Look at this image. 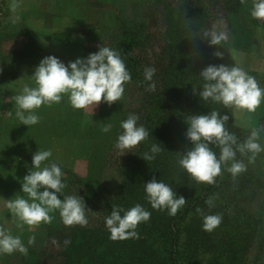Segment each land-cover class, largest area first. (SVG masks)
<instances>
[{"label":"trees","instance_id":"1","mask_svg":"<svg viewBox=\"0 0 264 264\" xmlns=\"http://www.w3.org/2000/svg\"><path fill=\"white\" fill-rule=\"evenodd\" d=\"M242 8L241 0H155L154 12L150 13L160 22V43L144 63L138 56L150 47L147 35L153 22L148 21L138 30L126 28L122 40L126 38V67L131 74L126 85L138 89L139 105L134 114L139 117L138 126L143 125L149 136L126 156L118 170L119 186L111 197L101 196L97 188L81 180L84 200L94 202L90 207L94 213L87 215L86 226L63 223L51 232L49 236L59 246L58 264H247L255 248L264 254V228L256 220L248 221L252 220L250 217H239L238 209L225 205L224 196L215 195L216 191L223 192L216 185L219 176L213 185L197 183L179 168L176 154L192 147L186 138L188 116L207 115L212 110L229 117L227 128L239 142L246 139L247 133L232 123L231 109L203 101L198 95L203 84L199 73L208 65L223 64L212 54L207 40H203V33L211 30L216 20V12L221 13L230 33L232 49L246 51L251 43L247 20L253 19ZM192 32L196 39H189ZM148 67L156 70L151 80L145 78L144 70ZM149 85L153 86L151 91L147 90ZM155 143L165 151L156 154L154 160L144 161L143 154ZM210 147L218 157L219 148ZM153 178L170 185L178 197L185 198L187 203L175 216L167 210L152 209L148 203L144 184ZM211 194L214 200L209 207L205 201ZM136 204L151 213L150 219L135 229L139 238L110 239L105 218L112 208L128 210ZM196 208H201L205 215H221L222 223L211 232L204 231L203 217L196 213Z\"/></svg>","mask_w":264,"mask_h":264},{"label":"rangeland","instance_id":"2","mask_svg":"<svg viewBox=\"0 0 264 264\" xmlns=\"http://www.w3.org/2000/svg\"><path fill=\"white\" fill-rule=\"evenodd\" d=\"M89 1L87 21L91 28L84 31H32L21 28L20 8L13 12L9 7L11 0H0V226L13 236H19L28 248L27 255L19 252L0 254V264H58L56 255L59 246L49 235L54 228L63 224L59 211L50 213L53 217L51 223H40L35 227L24 225L21 229L17 227L18 219L5 206V200L25 196L21 191V183L32 167L33 154L38 150H51L52 156L45 164L55 162L63 172L62 182L66 187L61 194H57L58 198L77 195L82 198L86 210L91 211L90 207L94 202L84 200L81 180L97 188L98 193L106 198L111 197L119 186V169L123 167L129 152L116 149L115 143L122 131L121 121L126 120L129 114L136 113L139 105V93L135 86L125 84L121 100L110 106L100 103L93 109L92 115L91 108L73 109L67 95H64L60 103L42 105L35 110L40 117L36 125H22L15 116L17 109L13 97L21 93L25 84L34 86L29 77L47 56H55L67 65L77 58H87L89 54L97 52L101 45L120 52L126 64V45L123 43L126 38L122 40L126 37V28L136 27L134 30H138L142 25H148V21L153 22L147 35L150 47L139 56L137 53V56L144 63L159 48L157 32L161 27L160 22L150 13L154 12L152 5L155 0ZM42 2L43 0L35 1L34 7H41ZM242 4V10L250 14L252 0H245ZM46 5L50 4L46 1ZM51 6L54 8V5ZM216 13L211 30L224 32L227 41L219 46L221 48L210 47L207 41L210 51L212 54L217 50L223 52V59L217 58L221 63L243 68L264 88L263 21L248 18L251 43L246 51H236L231 47L230 33L220 18L221 13ZM70 32H87L91 44L82 46L71 42L67 45V40L59 41L46 36L52 33L58 38L62 36V39H69ZM231 117L232 123L245 131L247 137L253 127L261 126L264 121V99L255 112L241 114L231 110ZM104 124L112 125L107 133L100 130ZM259 142L264 145V134H261ZM250 155L237 152L236 159L243 161L247 167L246 171L235 178L227 172V166L222 168L216 185L223 192L216 191L215 195L218 193L219 196H224V203H227L225 205L235 211L238 209L239 217H250L252 220L248 221L256 220L264 228V152L259 153L252 162H249ZM25 198L27 199L26 196ZM90 213L94 211L87 212L86 216ZM31 236L35 237V243L29 245L28 239ZM31 254L34 255L32 258ZM263 255L262 250L255 248L247 264H264ZM241 263L245 264L244 261Z\"/></svg>","mask_w":264,"mask_h":264},{"label":"clouds","instance_id":"3","mask_svg":"<svg viewBox=\"0 0 264 264\" xmlns=\"http://www.w3.org/2000/svg\"><path fill=\"white\" fill-rule=\"evenodd\" d=\"M245 0H241L244 3ZM10 9L15 12L20 7L18 0H11ZM250 15L253 19L264 21V0H252ZM191 32V29H190ZM209 46H220L227 41L224 32L208 30L203 33ZM189 39H196L192 32ZM221 48V47H219ZM213 55L223 59L224 53L217 50ZM155 68H145L146 80H151ZM203 84L198 93L203 101H212L223 105L226 109L253 113L264 99V88H261L256 79L248 75L243 68L233 64L232 66L219 64L208 65L200 73ZM30 80L34 86L25 84L20 94L13 97L16 105L15 116L22 125H36L40 117L36 114L42 105L51 106L58 104L62 96L67 95L70 106L75 110L93 109L100 103L109 106L122 99L124 85L131 81V74L127 70L121 53L109 47L99 46V50L91 53L87 58H77L74 62L65 65L55 56L43 58ZM152 85L147 90L151 91ZM196 94V90H193ZM11 115V113H9ZM139 117L129 114L126 120L121 121V133L118 135L115 148L125 152L138 146L147 140L148 130L137 124ZM227 115L221 116L219 111L212 110L207 115H189L187 118L186 138L192 147L183 154L176 153L178 165L197 183L213 185L216 177L222 174V168L226 167L233 178L246 171V164L236 159V154H251L249 162L264 152V145L260 141L264 134V125L253 127L250 134L243 142H239L235 134L227 128ZM111 124H104L101 131L107 133L111 130ZM210 145L219 148L217 157ZM165 151L160 144L151 145L150 151L143 154L144 161L154 160L156 154ZM52 156L51 150H38L32 156V167L23 177L21 191L25 196L5 200L6 208L18 219V228L24 225L38 226L40 223H51L53 217L50 213L59 211L62 222L67 226H86L88 219L85 203L77 195L58 198L66 185L62 182L63 172L60 166L53 162L45 164ZM43 188V191L40 189ZM146 199L155 210H167L170 216L187 203L183 196H177L173 188L155 178L144 184ZM205 203L211 207L213 198ZM196 213L203 217L202 228L211 232L222 223L219 214L205 215L201 208L195 209ZM123 213V215H121ZM151 213L140 204H136L128 210L114 206L110 215L105 218V226L112 240H126L139 238L135 231L142 222L150 219ZM35 243V237L28 239V244ZM19 252L27 255L28 248L19 236H13L0 226V254H12Z\"/></svg>","mask_w":264,"mask_h":264},{"label":"crops","instance_id":"4","mask_svg":"<svg viewBox=\"0 0 264 264\" xmlns=\"http://www.w3.org/2000/svg\"><path fill=\"white\" fill-rule=\"evenodd\" d=\"M37 0H19L20 4V24L22 29L26 30H66V31H84L91 28L90 22L87 21L89 14V0H43L41 7L35 8ZM50 5L45 6V2ZM27 5H30L27 6ZM54 5V8L53 6ZM78 15V16H77ZM77 16V17H76ZM47 38H56L67 40L65 44L71 42L75 45L87 46L91 44L87 32L72 33L69 39H62L48 33Z\"/></svg>","mask_w":264,"mask_h":264}]
</instances>
